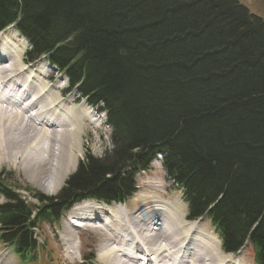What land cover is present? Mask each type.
<instances>
[{
	"label": "trees",
	"instance_id": "16d2710c",
	"mask_svg": "<svg viewBox=\"0 0 264 264\" xmlns=\"http://www.w3.org/2000/svg\"><path fill=\"white\" fill-rule=\"evenodd\" d=\"M13 25L29 61L47 55L68 93L105 112L111 146L38 205L0 171L2 243L38 261L37 228L85 199L132 198L164 153L187 219L207 217L226 253L249 245L264 264L263 18L239 0H0V31Z\"/></svg>",
	"mask_w": 264,
	"mask_h": 264
},
{
	"label": "bare ground",
	"instance_id": "6f19581e",
	"mask_svg": "<svg viewBox=\"0 0 264 264\" xmlns=\"http://www.w3.org/2000/svg\"><path fill=\"white\" fill-rule=\"evenodd\" d=\"M3 35L0 34V161H10L14 166L20 163L32 183L47 191L51 186L56 190L76 167L87 122L96 120L84 111V104L71 108L69 99L52 100L54 92L47 89L50 86L45 87L42 72L28 71L19 47ZM31 96L34 99L30 100ZM101 123H96V128ZM44 142L45 152L41 148ZM136 202L131 210L127 203L76 204L69 212L71 226H67L64 236L66 244L74 250L77 229L90 226L103 231L105 244L99 258L111 264H243L231 254L224 255L218 237L203 231L201 221H188L179 209L177 214L173 203L164 199L155 203L153 198H137ZM148 235L152 236L146 242ZM122 252L128 254L124 259L117 256ZM9 253L0 252V264H17Z\"/></svg>",
	"mask_w": 264,
	"mask_h": 264
},
{
	"label": "rangeland",
	"instance_id": "374dc122",
	"mask_svg": "<svg viewBox=\"0 0 264 264\" xmlns=\"http://www.w3.org/2000/svg\"><path fill=\"white\" fill-rule=\"evenodd\" d=\"M239 1L242 4L246 5L252 13L264 19V0ZM3 36L7 40H10L16 47H19L21 52V60L24 62V64L31 66L35 74L38 72H42V82L45 84V87L50 86V88H47L48 90L52 89V92H54V94L52 93L53 95H51L52 100H62L63 102H65L69 99L70 103H68V107L71 108L78 107L80 104H84V111L89 112L93 116V119L96 120L93 121V123L87 122V126L84 129V132L82 131L83 138L80 147L81 153L79 152L76 167L70 171L68 176L56 190H54V187L51 186L52 188H48L50 191H47L46 189L40 187V185L32 183L28 179L27 174L20 168L22 166L20 165V163L17 166H14L10 161H0V170L6 172L7 175L5 177V181L8 183V185H10L12 188H15L16 185L21 186L18 189H20V191L22 192V197H25L29 204H36L39 201L36 197L37 194L56 196L61 188L65 186L69 176L76 171L78 163L85 157L86 154L90 153L95 156H102L104 154L105 150L111 146V128L106 123L105 115H101L100 112L96 110V108L88 105V103L84 99H80V97L76 93L67 94L64 92V89L67 88L68 84L67 79L63 76V74L50 67L45 60H39L33 65H30V63L25 58V52L29 48V44L17 30H15L14 28H9L4 32ZM8 65L9 64H7V66ZM63 98L65 101L63 100ZM98 122L102 123L99 128H96V123ZM46 136L48 137V135ZM46 146L47 143L45 142L43 143V145L41 144L42 151L45 152V150L47 149ZM137 181L138 191L131 199L126 202L130 210L136 207L137 198H153V201H155V203H157L158 200L164 199L169 201V203H173L177 211L176 213L179 214V209V212L180 210L182 212L180 213V215H185L186 218L187 204L183 198V190L174 185L172 181L168 179L166 171L162 167L160 157L152 163L149 170L143 171L137 176ZM4 201V198L0 196V203ZM90 201L91 200L83 202ZM178 207H180L181 209ZM68 217L69 213H67L59 223L53 226H49L48 224L43 225L41 230L37 231V237L41 244V248L38 254L39 262L36 264H82L83 256L88 254H94L96 257L94 263L90 264H111L108 261L106 262L100 260L99 258V255L105 244L103 231H101L99 228L92 229L90 226H86L84 228H81L80 230L77 229V232L79 233L76 235L75 240V243L77 245L75 247L76 250L75 248L74 250L69 248L64 238L67 231V226H71ZM200 226L203 231H206L218 237L211 221L208 218H203V220L200 222ZM151 236L152 235L146 236L147 239L145 238V241L148 242ZM139 244L141 243L139 242ZM221 250H223L222 247ZM7 251L11 252V249L0 242V252ZM222 252L224 255H226L224 251ZM221 254L222 253H220V255ZM11 255L10 258L15 259V261H17V264H22L17 255L12 252ZM117 256L121 259H124L128 256V254L126 252H122L117 253ZM233 256L238 258L241 262H243V264H257L254 259V252L249 246L245 247L243 251L234 254ZM137 258L138 256L135 260H137ZM128 263L130 262L128 261Z\"/></svg>",
	"mask_w": 264,
	"mask_h": 264
}]
</instances>
